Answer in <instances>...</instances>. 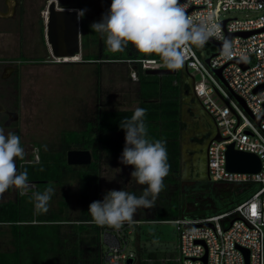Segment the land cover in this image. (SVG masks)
Here are the masks:
<instances>
[{"label":"trees","instance_id":"trees-1","mask_svg":"<svg viewBox=\"0 0 264 264\" xmlns=\"http://www.w3.org/2000/svg\"><path fill=\"white\" fill-rule=\"evenodd\" d=\"M87 1L89 2L83 0L81 7V10L86 9L81 24L82 61L95 64L129 63L135 66L138 76L137 108L145 109L143 121L147 128L146 138L152 142L161 139L166 141L170 169L164 178L163 189L167 191V198H162L161 207L158 203L157 206L154 203L151 208L140 207V210L149 214L145 218L137 217V220L130 221L133 222L132 225L125 224L118 230L99 226L92 221L89 205L99 201L101 163L106 158L116 162L120 160L126 135L120 122L130 119L137 108L99 109L94 119L86 123L82 130L62 133L57 152L41 150L38 163L28 160L26 155L23 159L17 158V172L27 171L28 183L36 186L37 190L28 195L18 193L15 200L0 203V226L9 228L12 245L10 250L0 249V264H106L110 243L114 240L132 242L130 231L137 222H175L188 216L184 211V202L180 200L181 186L178 180L181 168V133L184 127L181 120L180 70L175 75L150 76L143 70L140 61L159 60L158 55H142L132 46H127L121 52L109 53L104 37L91 28L97 19L88 14ZM93 45L98 47V53H87ZM79 149L92 152L93 163L90 166H68L67 152ZM69 178L79 181L82 207L79 215L72 217L66 213L70 207L66 198L59 202L60 210L57 212L50 211L49 206L46 212H37L33 194L43 192L49 184L63 187ZM259 188V184L247 183L230 185L227 192L215 193L201 184L195 190L198 193L207 192L208 196L214 198L215 209L205 214L213 216L232 211ZM174 200L177 203L175 208L172 204ZM188 200L195 199L188 197Z\"/></svg>","mask_w":264,"mask_h":264},{"label":"rangeland","instance_id":"rangeland-1","mask_svg":"<svg viewBox=\"0 0 264 264\" xmlns=\"http://www.w3.org/2000/svg\"><path fill=\"white\" fill-rule=\"evenodd\" d=\"M75 1L67 0L72 3ZM87 4L91 9L88 14L96 17V22H100L102 16L110 9L111 0H89ZM257 16L258 13L250 11L221 14L222 19L247 20ZM128 46L135 48L131 44ZM27 53L29 55L34 53L40 62L22 64L16 76L14 73L9 75L6 66L16 67L17 64L14 62L16 58L12 56L17 53L14 48L4 53L8 55L9 63L1 68L0 127H3L6 133L14 132L20 136L21 146L28 160H34L37 151L39 153L41 150L57 152L60 148L62 133L82 130L86 123L94 119L99 109L129 110L136 109L138 106V76L133 64L83 63L80 56L53 62L48 59L46 47H35L27 50ZM87 53H98V47L93 45ZM74 62L77 63L70 64ZM188 109V100L183 97L181 120L184 127L181 133V168L178 180L181 186L180 200L184 202V211L187 214L195 204H210L207 192L198 193L195 190L196 184L201 181V174L198 175L199 173L194 171L198 164L200 155L198 150L201 144L191 142L205 127L203 120L196 116V111L189 113ZM100 170L99 201L101 202L106 193L111 190H124L130 194L141 195L147 187L139 185L131 176L134 168L120 163V160L116 162L106 158L101 163ZM29 186V190L23 195L37 190L36 186ZM229 187L230 185L217 186L212 191L224 193ZM53 188L55 192L48 204L50 211H59V202L66 198L70 202L66 213L72 217L79 215L82 207L78 179L69 178L63 187L53 186ZM18 193L21 194V190L10 188L0 194V203L15 200ZM93 196L94 192H92ZM188 197H193L195 200L187 201ZM162 198H167V191L164 189L156 196L155 206L157 203L160 207L162 206ZM172 204L173 208L177 205L175 200ZM148 214L147 211L138 208L132 220H137V217L145 218ZM133 229L140 234L139 244L135 234L130 242L132 250L138 256L137 260H145L152 256L154 260L160 261L174 257L177 253L179 234L175 223L142 222L133 225ZM10 242L9 228L0 226V249L5 251L12 249Z\"/></svg>","mask_w":264,"mask_h":264},{"label":"built area","instance_id":"built-area-1","mask_svg":"<svg viewBox=\"0 0 264 264\" xmlns=\"http://www.w3.org/2000/svg\"><path fill=\"white\" fill-rule=\"evenodd\" d=\"M180 2L188 4V14L196 20L212 16L213 22L219 26L216 35L210 37L215 43H222L228 35H234L230 57L223 52L216 55L219 48L207 42L198 50L191 46V51L185 52L183 63L195 81L196 97L215 120L217 134L223 139L222 142L213 140L208 150L210 179L213 183L225 185L255 183L260 188L230 212L213 216H184L173 222L179 234L177 253L174 257L151 262L205 264L202 259L207 255V264H246L240 247L249 251V264H264V118L260 124L253 119L264 115V88L256 92L264 86V0ZM233 11H250L258 13V16L247 20L221 18L223 12ZM245 33L251 35L246 38L239 36ZM208 58L209 64L205 62ZM140 64L144 71L168 69L161 59L141 60ZM220 69H223L225 83L215 74ZM235 96L244 102L247 110ZM230 144H234L238 151L257 155L262 162L260 173L228 171L226 151ZM33 161L39 162V151ZM125 224L130 226L133 222ZM203 224H211L212 227L199 226ZM137 258L130 242L114 240L110 243L106 264H127L130 259Z\"/></svg>","mask_w":264,"mask_h":264},{"label":"clouds","instance_id":"clouds-1","mask_svg":"<svg viewBox=\"0 0 264 264\" xmlns=\"http://www.w3.org/2000/svg\"><path fill=\"white\" fill-rule=\"evenodd\" d=\"M187 9L188 4L180 0H111L108 12L91 28L105 38L110 52H121L131 44L140 54H156L163 66L176 70L183 66L185 52L191 51V46L203 48L219 27L211 15L196 20ZM69 11H76L79 18L84 16L86 9ZM223 53L226 57L232 54L227 40L223 44ZM144 116L145 109L137 108L130 119L120 122L126 134L120 163L132 166L131 176L139 185L147 187L139 197L124 190H111L102 202H92L89 213L99 226L120 229L125 222L132 221L138 208L153 207L156 196L164 187L163 181L170 169L166 141L152 142L146 138ZM23 157L20 136L14 132L6 133L0 127V194L10 188L21 190L22 195L29 190L27 171L18 173L16 167V158ZM54 192L49 184L43 192L33 194L37 212L48 210Z\"/></svg>","mask_w":264,"mask_h":264},{"label":"water","instance_id":"water-1","mask_svg":"<svg viewBox=\"0 0 264 264\" xmlns=\"http://www.w3.org/2000/svg\"><path fill=\"white\" fill-rule=\"evenodd\" d=\"M50 9V23L47 27L46 37L48 40L47 49L50 61L55 62V60L74 58L80 56L82 59L83 45H82V29L80 17L78 18L76 11L69 10H79L75 6L59 8L55 1H52L49 4ZM58 10H67L66 12ZM225 22L223 23V25ZM251 33L240 34L242 37H249ZM234 35H228L227 41L231 44V40ZM213 45H216L219 48V51L216 55H219L223 52V44L215 43L212 39L209 38L207 41ZM215 55V56H216ZM207 64L210 63V58L206 59ZM239 63L238 61H235ZM69 63V62H65ZM242 64V63H241ZM223 69H220L215 72V74L224 82L222 77ZM176 70L172 69H162V70H147L146 74L150 76H164V75H175ZM187 74L188 71H187ZM263 87L259 88L256 92L260 91ZM235 98L238 102L247 110L244 102L237 96ZM209 114V113H208ZM264 118V115L261 117H254L253 119L260 124L261 120ZM212 140L222 142V137L216 133ZM67 164L70 167H83L90 166L93 163V154L90 150H70L66 154ZM226 166L228 171L232 173L240 174H258L262 169V162L260 158L252 153L241 152L235 149L234 144L227 146L226 151ZM200 227H212L211 224L199 225ZM239 250L243 253L246 264H249V251L245 248H240ZM202 261L207 264V255L202 259ZM127 264H134V260L130 259Z\"/></svg>","mask_w":264,"mask_h":264},{"label":"flooded vegetation","instance_id":"flooded-vegetation-1","mask_svg":"<svg viewBox=\"0 0 264 264\" xmlns=\"http://www.w3.org/2000/svg\"><path fill=\"white\" fill-rule=\"evenodd\" d=\"M26 0H22L19 9V22L18 28L16 31L18 45L15 48L16 55H13L12 58H16V60L20 63H29L32 64L34 62H40L36 59V55L31 53L30 55L27 53V50L33 49L35 47L47 48V37L46 31L47 27L50 23L49 15L50 9L49 4L52 1H55L58 9L63 7H71L75 6L77 9L81 10L83 5V0H76L74 3L67 2V0H30V4L32 8L26 9L23 7V2ZM88 3V2H87ZM89 11H91L90 7H88ZM66 12L67 10H58ZM45 12L47 14V20L45 17ZM80 21L82 24V17H80ZM45 62V60H43ZM180 73L181 70H180ZM185 75V80L181 81V90L182 93L188 98L189 103L192 107H195L200 110L202 114V120L204 123V130L196 137H194L191 142L196 143L199 142L201 144L200 149L198 152L200 153L198 157V164L197 167L194 168V171H197L200 175L201 174V181L196 184L198 185L204 184L208 188L214 189L217 186H228L225 184H217L213 183L210 179L209 175V167H208V150L210 147L211 142L213 141V137L217 133V126L216 122L213 117L208 114V112L204 109L199 99L196 97L195 94V81L187 74V70L183 71ZM216 184V185H214ZM228 191V189H227ZM210 201H208L209 205L203 204H195L188 213V216H205V214L213 209H215L214 198L212 196H208Z\"/></svg>","mask_w":264,"mask_h":264},{"label":"crops","instance_id":"crops-1","mask_svg":"<svg viewBox=\"0 0 264 264\" xmlns=\"http://www.w3.org/2000/svg\"><path fill=\"white\" fill-rule=\"evenodd\" d=\"M21 3H22V0H0V76L2 75L1 68L3 67V65L4 64L7 65L9 63V60H7L9 57H7L8 55H5L4 53H8V51H10L11 48H14L15 50V48L18 45L16 31L18 28L19 9H20ZM23 7L26 9L32 8V5L30 4V0L24 1ZM45 17L47 20L46 12H45ZM82 56H83V53H82ZM14 62L17 64L15 68H13L12 66L8 67V65L6 66V71L9 72V75H12L14 73V75L16 76L17 72H19V69L23 66L22 64H29V63H20L16 60ZM74 63H77V62H74ZM179 70H181V72L183 73V71L185 70V67L182 66ZM182 73H181V81H184L186 78H185V75H183ZM183 97L188 100V98L184 95V93L181 94V100ZM188 105H189L188 112L192 113L196 111V114H197L196 116L202 119V114L200 110L195 107H192V105L189 103V100H188ZM134 234L137 235L136 238L138 241L140 239V234L138 232H134V229H133V232H132L133 237H134ZM138 244H139V241H138ZM139 250H140V246H139ZM153 260L154 259L152 258V256H150L148 258H145V260L136 259L134 260V264H152L151 261ZM155 264H159V263H155Z\"/></svg>","mask_w":264,"mask_h":264},{"label":"snow or ice","instance_id":"snow-or-ice-1","mask_svg":"<svg viewBox=\"0 0 264 264\" xmlns=\"http://www.w3.org/2000/svg\"><path fill=\"white\" fill-rule=\"evenodd\" d=\"M255 206L253 205V215H255Z\"/></svg>","mask_w":264,"mask_h":264},{"label":"bare ground","instance_id":"bare-ground-1","mask_svg":"<svg viewBox=\"0 0 264 264\" xmlns=\"http://www.w3.org/2000/svg\"><path fill=\"white\" fill-rule=\"evenodd\" d=\"M48 19V18H47ZM75 58V57H74ZM67 59H70V58H67ZM71 59H73V58H71Z\"/></svg>","mask_w":264,"mask_h":264}]
</instances>
